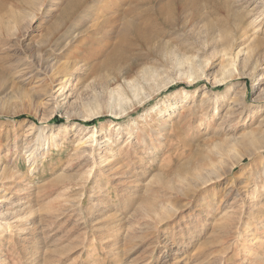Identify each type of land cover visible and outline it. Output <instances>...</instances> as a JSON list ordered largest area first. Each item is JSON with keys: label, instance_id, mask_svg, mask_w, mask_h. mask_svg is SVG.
<instances>
[{"label": "rangeland", "instance_id": "374dc122", "mask_svg": "<svg viewBox=\"0 0 264 264\" xmlns=\"http://www.w3.org/2000/svg\"><path fill=\"white\" fill-rule=\"evenodd\" d=\"M67 1L0 0V264H264V0Z\"/></svg>", "mask_w": 264, "mask_h": 264}, {"label": "bare ground", "instance_id": "6f19581e", "mask_svg": "<svg viewBox=\"0 0 264 264\" xmlns=\"http://www.w3.org/2000/svg\"><path fill=\"white\" fill-rule=\"evenodd\" d=\"M86 1L87 0H68L67 3L65 4L63 11H62V15H64L66 17V19H68L74 13H77V11L82 7V5ZM150 1L151 0H148V2H150ZM148 2L146 1V3H148ZM178 8L181 11L182 10L187 11L189 13V16H190L189 19H187V18L183 19V17H180L179 16L180 12L177 11ZM148 11L149 12L151 11L150 7H148ZM129 12H133V10L131 9L127 13H129ZM200 13H201V4L199 3V0H177L176 3L174 0H170V1L166 2L162 7H157V9L154 12H152L151 15H150V13H147L148 14L147 16L142 15V20L145 22V25H144V28L141 27V32L135 30L130 19L126 18V15L124 16L125 20H123L122 26H121L119 31L121 32L124 29L133 30L135 32V34L133 33V35H135L137 37V39L141 41L142 45L148 46V45H150L151 41L154 38L158 37L157 34L153 36V33H151L148 30V28L155 31L157 26L161 25L162 28L165 27V28L169 29V28L177 27V28H184L185 29L190 24V20H194V18L196 16H198ZM142 14H143V12H142ZM144 14H146V13L144 12ZM206 25H208V24H206ZM206 25H205V27H206ZM207 29H208V27H207ZM158 30L159 29H157V31ZM158 34L161 35V32L158 31ZM230 46H231V44H230ZM240 53H242L241 54V61L243 63L250 60L251 53L249 52V50H245V48H243V49L240 48V49H238L236 54L228 55L229 56V62L237 61L238 55H240ZM234 64H236V63H234ZM89 137L94 138V133H92ZM258 139H259L258 136L252 135V137L249 139V143H257ZM32 152L33 151H31V153ZM237 161H238V159H237ZM258 192H259V190H256V194H255V196H253L254 198H257V196L259 194ZM258 201H260V200H258ZM1 204H2V202L0 200V205Z\"/></svg>", "mask_w": 264, "mask_h": 264}, {"label": "trees", "instance_id": "16d2710c", "mask_svg": "<svg viewBox=\"0 0 264 264\" xmlns=\"http://www.w3.org/2000/svg\"><path fill=\"white\" fill-rule=\"evenodd\" d=\"M24 118H27V116L26 115H19L16 117V119H24ZM92 122H93V120L90 121V123H92Z\"/></svg>", "mask_w": 264, "mask_h": 264}]
</instances>
